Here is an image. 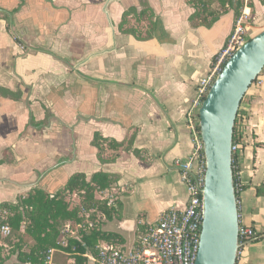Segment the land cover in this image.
<instances>
[{"label": "crops", "instance_id": "crops-1", "mask_svg": "<svg viewBox=\"0 0 264 264\" xmlns=\"http://www.w3.org/2000/svg\"><path fill=\"white\" fill-rule=\"evenodd\" d=\"M242 1L252 38L264 6ZM194 12L190 0H0V207L35 188L55 194L73 175L106 174L118 194L98 229L129 240L126 250L141 223L185 207L174 165L191 150L185 112L236 22L225 8L196 26ZM239 111L238 219L256 238L236 264H264V69ZM95 137L121 147L99 151ZM68 200L80 207L76 194ZM0 248V264L18 263L12 245Z\"/></svg>", "mask_w": 264, "mask_h": 264}, {"label": "built area", "instance_id": "built-area-1", "mask_svg": "<svg viewBox=\"0 0 264 264\" xmlns=\"http://www.w3.org/2000/svg\"><path fill=\"white\" fill-rule=\"evenodd\" d=\"M245 19L242 14L237 18L233 31L223 49L213 61L210 73L201 79L196 86L195 98L185 112V121L190 134L191 150L183 159H176L180 180L187 190V201L183 209L165 211L154 223H141L136 231L135 239L127 250L124 244L108 243L98 240L92 248L81 242L78 251L73 243L79 242L83 236L97 229L104 220L99 207L80 208V220L75 223H65L60 230L56 245L43 255V264H58L57 256H63V264H194L199 247L201 225L203 218V189L205 181V158L203 143L199 128V109L212 83L224 63L248 41ZM245 119L239 117L236 122L237 141L232 143V157L241 154V128ZM234 167V166H233ZM234 185L235 193L241 185L237 179ZM116 189L99 192L100 203L110 207L117 196ZM6 212H0L3 219ZM1 235L6 238L11 234L7 224L0 228ZM256 233L251 227H238V253L241 247L254 240ZM82 259L79 261L78 259ZM85 259L87 262L85 263Z\"/></svg>", "mask_w": 264, "mask_h": 264}, {"label": "water", "instance_id": "water-1", "mask_svg": "<svg viewBox=\"0 0 264 264\" xmlns=\"http://www.w3.org/2000/svg\"><path fill=\"white\" fill-rule=\"evenodd\" d=\"M264 69V30L223 65L199 109L205 158L203 218L194 264H236L238 208L233 182V128L241 101Z\"/></svg>", "mask_w": 264, "mask_h": 264}, {"label": "trees", "instance_id": "trees-1", "mask_svg": "<svg viewBox=\"0 0 264 264\" xmlns=\"http://www.w3.org/2000/svg\"><path fill=\"white\" fill-rule=\"evenodd\" d=\"M194 5L195 12L191 21L196 26H210L218 17V10L229 8L234 15V19L241 14L243 8L242 0H190ZM264 6V0H259ZM250 7L253 8L252 4ZM230 37V36H229ZM249 40V39H248ZM242 102V101H241ZM238 111L234 128L233 142L237 141L236 122L239 119ZM108 144L109 147L117 150L121 144L114 141L95 137L94 145L102 151V145ZM235 158H232V167ZM233 167V182L236 183V175ZM113 181L103 173H97L91 176L87 181L84 175L71 176L63 189L55 194L47 193L42 189L35 188L25 197H20L15 204H4L0 207L6 212V216L0 218V228L7 224L11 230L9 237L2 238L0 233V242L12 245L15 252L18 251L17 264H43L44 253L54 247L59 237L61 228L65 223H75L80 220V208L90 209L99 207L107 216L110 215L109 208L104 203L95 200L94 195L98 191H104L112 187ZM76 194L79 197L80 207H71L68 196ZM97 229L89 232L73 245L79 248L78 251L84 252L80 248L81 242L92 248L96 241L103 240L108 243L123 244L122 238L115 233H107ZM31 242V243H30ZM27 248V251H23ZM2 249L0 248V262ZM79 261L82 259H78Z\"/></svg>", "mask_w": 264, "mask_h": 264}, {"label": "rangeland", "instance_id": "rangeland-1", "mask_svg": "<svg viewBox=\"0 0 264 264\" xmlns=\"http://www.w3.org/2000/svg\"><path fill=\"white\" fill-rule=\"evenodd\" d=\"M71 203H74V205H75V204L77 203V199L75 198ZM116 223H117V222L114 221V222H112V225H113L114 227H117V226H116ZM112 228H113V227H112ZM1 237L4 238L2 235H1ZM130 237H131V236H130ZM130 237H127V238H130ZM129 243H130V241L128 240L127 243H125L124 245L128 246V245H130Z\"/></svg>", "mask_w": 264, "mask_h": 264}]
</instances>
